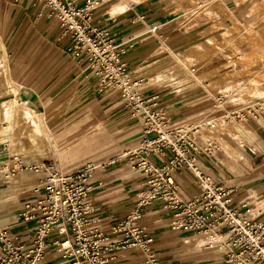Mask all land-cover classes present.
Listing matches in <instances>:
<instances>
[{"label": "crops", "instance_id": "1", "mask_svg": "<svg viewBox=\"0 0 264 264\" xmlns=\"http://www.w3.org/2000/svg\"><path fill=\"white\" fill-rule=\"evenodd\" d=\"M92 1L78 0L77 4ZM108 1L103 0L95 9L94 24L109 28L121 46L131 77L146 80L155 76L164 69L159 63L170 58L168 52L174 41L187 40L189 33L178 23V17H172L158 4H144L147 0H141L121 8L123 0H118L109 9ZM110 10L116 13L111 14ZM152 23L160 25L157 33L150 31ZM71 44V36L64 34L60 19L45 5L32 6L26 0H0V61L10 62L12 76L32 91L38 107L48 114L52 133L59 142L58 152L50 162L61 172L75 170L90 160L100 164L111 162L95 173L89 217L106 237L101 243H112L123 236L115 232V226L134 209L147 181L143 172L131 167L128 155L140 145L144 125L131 117L120 90H100L99 78L89 60L75 57L69 51ZM1 69L6 75L5 67ZM158 88L159 85H154L143 93L147 97L157 96L156 107L163 108L173 122L191 125L215 119L214 128L203 130L200 144L203 147L207 139H212L217 149L212 154H200L201 167L216 184L233 190L232 207L264 222V114L241 122L227 119L229 123L236 120L237 126L232 128L236 134L217 136L215 132L219 131L223 117L205 112V102L199 96L162 98ZM84 148L87 149L83 154L77 155ZM13 157L0 162V223L19 234L21 242L28 246L32 226L22 220L23 205L34 198V189L45 174L21 171L6 181ZM152 160L157 161L154 157ZM176 180L183 200H190L200 192L194 175L188 170L178 172ZM172 216L173 211L162 202L148 206L138 226L149 232V250L114 248L108 253L113 263L150 264L155 259L158 264H224L226 250L224 243L220 244L224 237L173 230ZM70 237V232L66 235L56 232L50 239L69 240ZM47 260L50 264L63 261L55 248L49 250Z\"/></svg>", "mask_w": 264, "mask_h": 264}, {"label": "built area", "instance_id": "2", "mask_svg": "<svg viewBox=\"0 0 264 264\" xmlns=\"http://www.w3.org/2000/svg\"><path fill=\"white\" fill-rule=\"evenodd\" d=\"M19 0H16L18 2ZM32 6L45 5L61 21L65 35H70L69 51L87 58L99 78L100 90L118 89L132 118L142 121L144 136L130 152L134 170L143 172L147 181L138 195L136 206L115 226L123 236L119 241L101 243L104 237L92 224V181L99 168L108 163L87 161L71 172H61L51 162L32 163L14 156L7 169L6 181L21 171L43 172L45 176L34 189V198L26 200L22 220L32 226L29 245L21 236L0 223V264H50L47 254L55 248L63 261L59 264H115L108 253L114 248L149 250V232L138 226L145 209L162 202L173 211L170 227L195 233L217 234L225 238L224 264H264V222L242 214L232 207V189L216 184L201 167L200 154H212L217 145L212 139L201 146L205 128H214V118L198 124H177L163 109L156 107L157 96L147 97L142 78H133L120 44L108 27L94 24V11L103 0L78 5V0H26ZM160 25L152 23L157 33ZM264 114V101L239 105L226 118L246 120ZM152 157L157 161H153ZM191 172L200 192L183 200L176 174ZM58 232L71 233V239L51 240ZM150 264H158L155 259Z\"/></svg>", "mask_w": 264, "mask_h": 264}, {"label": "rangeland", "instance_id": "3", "mask_svg": "<svg viewBox=\"0 0 264 264\" xmlns=\"http://www.w3.org/2000/svg\"><path fill=\"white\" fill-rule=\"evenodd\" d=\"M117 1H108L109 9ZM214 1L218 2V5L214 8L209 7L211 15L207 10L208 0H192L191 3L187 0L186 6L183 5L185 4L183 0L144 2V4L150 2L158 4L172 17H178V23L189 35L187 40L183 38L184 43L179 40L174 41V46L168 52L170 58L158 65L164 69L151 76L152 78L143 80L142 90L159 85L157 91L162 98L168 95H174L179 99L187 95L199 96L205 102V112L217 113L218 116L223 117L221 126L218 125L219 131L215 132V135L220 136L229 132L236 134L232 129L237 126L236 120L229 123L227 118H224L232 107L264 99V0ZM110 12L116 13L111 10ZM240 31L248 41L245 44L247 48L245 54L237 50L239 49L237 46H241L242 43L238 34ZM228 42L232 49L228 48V54H225L223 48L229 46ZM9 63L6 60L0 65V107L17 108L16 119L22 127L26 110L33 111L42 130L30 134L28 129L17 130L16 145L10 141L9 136L0 139L4 140V142L0 141L2 143L0 162L10 156H21L26 160L37 162H52L54 153L58 152L59 142L52 133L53 127L47 119L48 114L38 107V102L32 98V91L21 80L12 76ZM2 67H5L6 75ZM20 104L25 107L21 108ZM237 121L241 122L239 119ZM9 122L0 115V127L8 126ZM205 132L214 135L212 131ZM87 148L79 152L75 149L73 151L79 155ZM224 240V238L220 239L221 245Z\"/></svg>", "mask_w": 264, "mask_h": 264}, {"label": "bare ground", "instance_id": "4", "mask_svg": "<svg viewBox=\"0 0 264 264\" xmlns=\"http://www.w3.org/2000/svg\"><path fill=\"white\" fill-rule=\"evenodd\" d=\"M138 1H141V0H123L122 2H120L121 4H120V6H121V8H124V7H126L128 4H130V5H132V4H134V3H137ZM185 1V2H184ZM191 1L192 0H188V3H191ZM194 1V0H193ZM195 1H198V0H195ZM183 2L185 3V4H183V5H187V0H183ZM264 2V1H263ZM127 4V5H126ZM195 4V3H194ZM207 5H208V7H207V10L209 9V7H211V8H214L215 6H217L218 5V2H216V1H214V0H208V3H207ZM184 7V6H183ZM210 8V9H211ZM209 12H210V15H211V11L210 10H208ZM214 11V10H213ZM239 27L241 28V26L239 25ZM241 30V29H240ZM242 31V30H241ZM239 32L238 34H239V37L241 38V40H242V43H241V46H237L239 49H237L239 52L241 51V52H244V54L247 52V48H246V46H245V44H247V38L245 37V35H243L242 34V32ZM244 42V43H243ZM228 45H229V42H228ZM229 48V50L230 49H232V47L229 45L228 47H224L223 49V51L225 52V54H228V49ZM236 50V49H235ZM230 52V51H229ZM243 56V55H242ZM250 59V58H249ZM0 65H1V61H0ZM255 67V66H254ZM21 105V104H20ZM22 107L21 108H24L25 107V105H21ZM16 111H17V108H14V107H12V106H1L0 107V115H2L3 117H4V119H6L7 121H10L9 122V125L8 126H6V127H3V126H1L0 127V139H4L6 136H9V138H10V141L12 142V143H14V145H16V143H17V136H16V131L18 130H23V128L24 129H28L29 130V134H30V132H35V133H37V132H39V130H42V127H41V125H40V123L38 122V119L36 118V116H35V114H34V112L33 111H29L28 109L26 110V117H24V126L22 127V126H20L21 124H19L20 122H19V120H17L16 118H17V114H16ZM7 123V122H6ZM5 123V124H6ZM3 125V124H2ZM22 127V128H21ZM27 132V131H26ZM43 132V131H42ZM18 133H20V132H18ZM26 134V133H25ZM40 134V133H39ZM28 135V134H27ZM34 135V134H33ZM23 136V135H22ZM31 136V135H30ZM21 137V136H20ZM25 138V137H24ZM22 139V138H21ZM34 139H36L35 137H34ZM34 139H32V140H34ZM23 140V139H22ZM0 141H2V140H0ZM2 142H4V140L2 141ZM7 142H8V140H7ZM23 142V141H22ZM36 142V141H35ZM10 143V142H9ZM32 143H34V141L32 142ZM7 145V144H6ZM37 145V144H36ZM12 146V145H11ZM25 146V145H24ZM27 146H30V145H28L27 144ZM16 148L17 147H15V151H17L16 150Z\"/></svg>", "mask_w": 264, "mask_h": 264}]
</instances>
